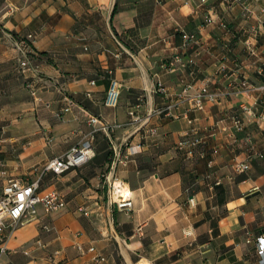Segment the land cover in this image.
Masks as SVG:
<instances>
[{"label":"crops","instance_id":"obj_1","mask_svg":"<svg viewBox=\"0 0 264 264\" xmlns=\"http://www.w3.org/2000/svg\"><path fill=\"white\" fill-rule=\"evenodd\" d=\"M252 7L246 19L224 0H0V192L7 179L27 180L96 131L89 164L42 180L43 190L66 197V208L51 215L40 208L38 220L7 230L0 264H262L264 160L247 173L232 169L248 147L233 145L231 115L260 96L246 95L241 82L264 84V0ZM183 32L200 45L183 50ZM29 35L43 78L38 100L18 64L17 44ZM175 58L195 63L171 72ZM208 79L218 104L159 114L168 104L159 82L177 96ZM112 80L122 86L117 108L105 105ZM141 100L142 121L133 123L129 111ZM248 133L264 153V130L253 123ZM195 135L205 142L193 157L176 150ZM115 147L123 156L138 152L114 167ZM111 169L132 192L130 212L108 202Z\"/></svg>","mask_w":264,"mask_h":264},{"label":"built area","instance_id":"obj_2","mask_svg":"<svg viewBox=\"0 0 264 264\" xmlns=\"http://www.w3.org/2000/svg\"><path fill=\"white\" fill-rule=\"evenodd\" d=\"M261 0H224L226 5L230 8L240 6L244 12L246 19L253 17L254 10L253 3H259ZM206 2V0H202ZM208 24L214 22V19L209 15L206 19ZM223 25V24H222ZM264 34V33H263ZM183 50H187L193 46H199L200 41L195 33L183 32ZM259 36V35H258ZM34 36L29 35L25 40L17 44V49L21 54L18 60L20 72L26 79V88L30 95L38 100L39 87L38 85L43 81L42 76L37 67L33 66L30 54V43L33 41ZM251 44H249L250 46ZM252 56H256V51L250 47L249 50ZM195 63L193 58H189L184 61L181 58H175L170 61L167 68L171 72L176 71L178 67L187 68ZM221 71H225L226 67L221 66ZM259 73H263V68ZM211 79L205 80L201 85L196 86L192 84L185 85L182 91L177 95H172L168 89L159 82L157 89L164 94L168 104L161 110L159 114L168 116H174V110L178 105L188 104L189 108L194 111H205L207 104H218L220 102L221 95L216 91L211 90ZM92 86L95 82L91 83ZM121 84L117 80H112L110 89L107 92L105 105L109 108H117L121 96ZM242 91L250 96L254 90L259 91L260 96L255 98L251 105L241 104L240 111L231 115L232 121V138L233 145L246 144L248 147V153L243 161L235 160L232 164L234 173L243 174L251 170L252 164L256 160H264V153L256 151L253 147L252 137L248 133L250 124L255 123L260 129L264 130V84L260 87H254L250 84L249 80L244 79L241 82ZM91 96L90 93L87 94ZM143 107V101L131 107L129 116L133 123L141 122L142 117L140 115ZM70 108L65 111L68 112ZM60 118L62 114L58 115ZM150 117L144 119L143 122L149 120ZM90 123L93 126L101 125L104 131H110L111 128L108 125L102 124L100 119L96 117L90 118ZM121 125H114V128H120ZM95 130L83 137L82 141L72 147L63 155L48 161L42 167H35L27 180H20L10 178L7 179L3 190L0 192V241L5 238L7 230L15 231L21 226L27 223L36 221L39 219L40 208L43 209L46 215L60 212L66 208V197L58 191H47L42 189V180L47 175H54L55 177H61L72 170L81 168L89 164L95 157V149L93 142L95 140ZM237 135H244L243 139H239ZM212 136L216 137V133L213 132ZM48 143L52 142L51 138L47 139ZM204 139L195 136H186L176 145V150L187 155V157H193L195 151L204 144ZM137 148H140L139 146ZM132 153H128L123 156L122 149L115 147L116 160L114 167L127 161L131 155L136 154L138 149L131 148ZM39 175L38 178L32 179L31 176ZM108 182V202L115 206L120 211L130 212L134 208V201L132 192L129 186L121 179L112 174L111 171L106 175ZM193 202V200H191ZM43 230L46 232H52V227L48 224L43 225ZM258 254L262 258V264H264V235L257 238ZM80 250H82L80 248ZM90 252H94L95 249L91 248ZM6 252L4 247H0V257ZM100 257H96L95 261L99 262Z\"/></svg>","mask_w":264,"mask_h":264},{"label":"rangeland","instance_id":"obj_3","mask_svg":"<svg viewBox=\"0 0 264 264\" xmlns=\"http://www.w3.org/2000/svg\"><path fill=\"white\" fill-rule=\"evenodd\" d=\"M234 113H235V112H233L232 115H233ZM236 113H237V111H236ZM51 178H52V176H49V177H48V181L51 180ZM44 181H45V180H44ZM43 185H44V182H42V189H43Z\"/></svg>","mask_w":264,"mask_h":264},{"label":"trees","instance_id":"obj_4","mask_svg":"<svg viewBox=\"0 0 264 264\" xmlns=\"http://www.w3.org/2000/svg\"><path fill=\"white\" fill-rule=\"evenodd\" d=\"M117 12V9H115L114 14Z\"/></svg>","mask_w":264,"mask_h":264}]
</instances>
